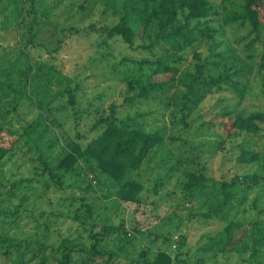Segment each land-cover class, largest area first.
Masks as SVG:
<instances>
[{
  "label": "rangeland",
  "instance_id": "rangeland-1",
  "mask_svg": "<svg viewBox=\"0 0 264 264\" xmlns=\"http://www.w3.org/2000/svg\"><path fill=\"white\" fill-rule=\"evenodd\" d=\"M211 1L216 11L207 25L212 27H219L223 14L242 2ZM138 4V0H0V144L9 148L0 166V180L31 177L33 166H39L38 158L56 174L51 178L45 172L33 178L25 188L26 199L17 192L11 202L3 203L11 206L7 211L18 208L11 225L8 222L15 216L2 215L3 227H9L6 232L10 235L35 237L41 224L38 232L49 234L51 242L58 240L57 234L83 239L86 234L79 236V220L91 209L97 220L93 230L100 228L102 216L113 222L124 218L130 239H117L123 233L109 237L105 247L116 251L109 264H141L158 248L172 256L181 253L179 257L189 264H264V157L245 166L236 162L241 147L261 154L264 137L227 136L225 131L234 113L264 110V10L260 9L263 26L257 36L249 33L248 24L220 27L209 42H220L214 48L224 52V59L208 70L216 75L225 72L230 80L222 82L220 90L212 89L198 105L181 110L169 105L171 97L187 89L189 74L197 62L206 59L209 48L203 39L196 40L176 54L181 58L173 62L176 73L152 75L151 80L160 83L161 89L133 103L125 101L134 93L125 91V78L152 73L147 65L138 70L132 61L161 54L163 44L148 47L154 40L155 22L147 25L144 36L139 31L132 46L119 37L102 43L100 29L115 24ZM124 58L127 61L122 62ZM66 87L75 88L74 107L68 103ZM63 104L65 108H60ZM111 105L116 117L127 124L158 130L165 136L141 170L144 201L140 204L118 203L114 198L118 185L94 163L92 171L83 160L68 172L57 168L65 152L64 137L83 135L84 141L95 136L97 131L89 126L99 114H110ZM189 171L210 177L203 195L184 194L182 184ZM236 175L258 179L228 187L230 201L218 211L223 201L221 182H231ZM248 185L251 187L242 193ZM231 220L245 225L244 242L216 254L202 252L208 238ZM46 223L50 226L43 230ZM177 238L183 242L181 248L178 243L173 247L172 239ZM81 256L73 258L78 261ZM107 256L106 252L100 254L94 262H104ZM3 260L0 257V264Z\"/></svg>",
  "mask_w": 264,
  "mask_h": 264
},
{
  "label": "trees",
  "instance_id": "trees-1",
  "mask_svg": "<svg viewBox=\"0 0 264 264\" xmlns=\"http://www.w3.org/2000/svg\"><path fill=\"white\" fill-rule=\"evenodd\" d=\"M138 1L141 4L127 10L115 24L100 29L103 34L102 43L107 44L108 40L119 37L125 44L132 46L134 39L139 36V31H142L141 34L144 36L147 25L150 22H155L154 40L148 47L151 48L160 42L163 44L164 52H162L163 54H154L151 59H144L139 62L132 61L138 70H141L143 65H147L152 73L144 75L145 77L132 79L127 76L125 78L127 82L125 91L134 92L125 98V101L129 103L161 89L160 83L151 80L152 75L170 72L172 76L178 71V67L173 62L181 60L180 56L176 54L186 47L193 46L196 40L203 39L209 48V54L205 60L195 64V71L189 74L190 79L187 83L185 82L187 89L182 91L179 96L177 94L172 96V101L169 103L174 108L177 107L181 110L198 105L212 89L220 90V84L230 80V76L225 72L216 75L212 74V70H208L210 66L217 67L220 60L224 59V52L216 51L214 48V45H219L220 42H209L214 39V35L219 32L220 27L227 24H248L249 33L257 36L263 26L261 10H264V0H242L237 9L223 14L220 18L219 27L207 25L210 17L216 11L215 4L211 0ZM229 1L221 0L220 2L226 4ZM200 20H203L204 25ZM192 21L195 23L191 24ZM196 57L201 60L200 54H196ZM125 61L127 59L124 58L122 62ZM261 66L264 68V64ZM181 81L183 83L182 79ZM74 91L75 88L72 87L64 89V93L68 95V103L73 107L76 102ZM60 108H65V105L63 104ZM115 113L116 109L111 105L110 114H99L96 117L89 129L97 131V134L90 139L82 141L83 135L77 134L74 137H64L65 152L60 158L57 168L68 172L75 167L79 160H83L89 164L88 167L92 171V163H94V166L103 175L118 185L114 195L118 203L140 204L144 201V182L141 180V170L154 151L164 143L165 136L158 130L146 131L133 124H127L123 119L117 118ZM224 113L229 112L225 111ZM50 114H52L51 110ZM50 122L57 126L55 119L50 118ZM225 125L227 136L245 133L264 137V110L255 109L248 113L236 112ZM8 152L9 148L0 144V166L4 164ZM261 156L264 157V151L260 154L257 151L241 147L236 156V162L245 166L258 161ZM38 159L39 166H33L31 177H7L5 180H0V196L3 195L0 200V257H4L2 264H109L108 261L116 255L115 250H107L105 247L109 237L112 235L120 237L123 233L124 236L117 239L126 242L130 239L127 238L122 216L117 222L111 221L109 216H102L100 228L93 230L97 225V220H94L91 209H88L89 213L85 215V218L79 220L81 226L79 236L86 234L83 239L76 238L70 233L66 235L57 234L58 240L51 242L49 234L38 232L41 224L37 226L35 237H17L6 232L9 227H3L4 220L1 217L5 214L11 217L15 216L13 221L8 222L11 225L17 219L18 208L15 207L14 211H7L6 207L11 206H2V204L11 202L17 192L21 193V199H26L24 191L27 183L33 178L39 175L43 176L45 172H48L51 178L56 175L51 171L46 161L41 158ZM40 167H42L41 170H39ZM257 179L258 177L254 175H236L231 179V182H221L223 201L219 204L218 211H222L223 206L230 201L227 192L228 187L235 186L240 182L251 181L255 183ZM209 181H211L210 177L204 173L189 171L186 173L182 190L189 197L201 196L206 192ZM249 187L251 186L244 187L241 190L242 193H245ZM205 215L210 217V214ZM32 217L34 218V216H30V218ZM43 226V230H46L50 225L46 223ZM245 236V225L239 220H231L220 232L210 236L201 249L202 252H214L215 254L227 248L236 249L239 243L244 242ZM172 242L173 247L178 243V248H181L183 244L180 238L172 239ZM103 243L104 246L101 247ZM105 252L108 253V256L104 262L97 263V260L94 262L98 255H103ZM78 254L82 256L77 261L73 257ZM179 255L181 253L172 256L166 249L158 248L151 259L144 258L141 264H189L186 258L181 259Z\"/></svg>",
  "mask_w": 264,
  "mask_h": 264
}]
</instances>
